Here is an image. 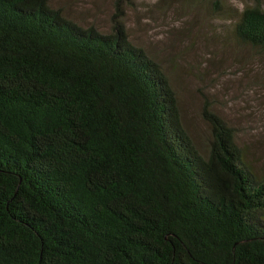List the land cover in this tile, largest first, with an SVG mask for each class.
Wrapping results in <instances>:
<instances>
[{"label": "trees", "instance_id": "16d2710c", "mask_svg": "<svg viewBox=\"0 0 264 264\" xmlns=\"http://www.w3.org/2000/svg\"><path fill=\"white\" fill-rule=\"evenodd\" d=\"M122 19L0 0V264H264V171L210 112L198 152ZM232 34L264 52V9Z\"/></svg>", "mask_w": 264, "mask_h": 264}, {"label": "rangeland", "instance_id": "374dc122", "mask_svg": "<svg viewBox=\"0 0 264 264\" xmlns=\"http://www.w3.org/2000/svg\"><path fill=\"white\" fill-rule=\"evenodd\" d=\"M264 0H48L80 27L111 31L118 5L131 44L158 62L175 94L180 124L201 154L205 112L235 130L237 145L264 171V52L239 43L233 22Z\"/></svg>", "mask_w": 264, "mask_h": 264}]
</instances>
